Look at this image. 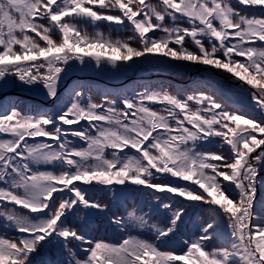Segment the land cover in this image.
<instances>
[{"label": "snow or ice", "instance_id": "snow-or-ice-1", "mask_svg": "<svg viewBox=\"0 0 264 264\" xmlns=\"http://www.w3.org/2000/svg\"><path fill=\"white\" fill-rule=\"evenodd\" d=\"M199 65L230 74L244 107L151 85L99 102L83 85L61 93L74 71ZM9 83L60 106L0 104V220L12 233L0 234V264H34L53 247L55 264H264V0H0V87ZM109 192L139 193L150 210L112 212L118 240L85 228L111 211L93 198ZM197 210L209 219L167 248Z\"/></svg>", "mask_w": 264, "mask_h": 264}, {"label": "trees", "instance_id": "trees-1", "mask_svg": "<svg viewBox=\"0 0 264 264\" xmlns=\"http://www.w3.org/2000/svg\"><path fill=\"white\" fill-rule=\"evenodd\" d=\"M199 69V68H198ZM211 69L216 72L217 74H219V78H222L223 81H228L229 75L228 73H224L223 70H217L215 68ZM168 71H172V70H168ZM196 72H194L193 74H191L192 76L196 77V78H202L204 80L207 81H203L202 80V86H204V84L207 87H210V89L213 91V94L216 96V98L218 100L221 99V95L222 97H227L226 100H229L232 102V104H237L239 107L243 108L246 101H244L243 99H241L240 97H236L234 98L235 100L241 102L242 104L236 102L235 100H233L231 97H229L226 92L228 93V88L226 87H221V83H219L216 79H212L210 78H205V75H203L202 73H197L200 70H194ZM138 75L137 76H130L132 74V72H128L123 74L122 76H112L110 74H102V73H98V72H93V71H85L82 72L78 71L76 74H74L75 76H72L73 78H70V76L66 77V84L62 85L61 91L63 92V94H66L71 90V87H74L76 85H83L86 89H90L91 91L88 93L89 95H91L93 98L95 97H103V93L105 92H111V93H123L124 91L130 92L129 87L130 86H137V88L135 89H139L138 87V83H145V84H152V88H156V87H172L174 84L177 85V87H182L184 89H187V87L190 86H198V85H194L192 83V81L190 83H182L184 79H182V74H180L181 76H179L180 78V83L177 84L176 81L178 75H175V77L173 78L174 74L173 73H177L179 74L178 71H173L172 75L170 73V76H164L163 79H160V75L159 72H157L156 70H152L151 68L147 67L144 68L140 71H138ZM126 76V77H125ZM204 76V77H201ZM222 76V77H221ZM126 78V79H124ZM194 78V79H196ZM161 80V81H160ZM219 80V79H218ZM163 82V83H159L155 85V82ZM170 82V83H168ZM201 83V82H200ZM204 83V84H203ZM10 84V83H9ZM10 86H15L17 88H21L19 86H17L16 84L13 85L11 84ZM9 87V86H6ZM205 87V88H207ZM26 88L28 91L29 89L27 87ZM168 89V88H167ZM186 91H192V90H186ZM4 92H6L4 89H0V97H2V103L4 104H8V101L10 100L11 103H15V104H19L17 107L19 108V110L24 111V110H28V108L32 109H40V105L44 104L47 99V96L41 92L42 95L38 96V95H33L31 93H26V92H20L19 91V96L21 97V100L15 99L14 97H9L12 96V94L15 93V91H9L7 93H9V95L4 94ZM30 92V91H29ZM193 92V91H192ZM219 94V98L217 96V94ZM17 94V93H16ZM14 96V95H13ZM230 99H229V98ZM96 99V98H95ZM26 103V105L24 104ZM227 105V104H226ZM94 198V196H93ZM122 212H126V210L122 207H120ZM129 211L131 209H128ZM143 210L146 211V205L143 204ZM111 212H114L113 210ZM106 214H99L97 213L96 215L91 217V222L88 225H85V228H87L88 232L90 235L97 237V238H102L101 235L98 236L101 232L108 230L110 234H115V236H110V234H108L109 237L104 236L103 238L105 240H118L116 238V234L118 232L113 231L111 227H109V218L111 217V215H109L108 212H106ZM206 214V213H205ZM151 215V214H150ZM209 217V216H208ZM151 220L152 222H158L159 218L156 215H151ZM194 220L195 218L191 217V221L189 222L188 226L184 229V231L181 233V235L179 237L174 238L173 240H170L167 244V248L171 249V248H175L177 251H179L180 247H181V241L186 238L185 233L187 234H191L192 232V226L194 224ZM1 225H3V221L0 220ZM70 223H74L76 225H79L80 221L78 218H70L69 220ZM5 229V228H4ZM7 232L10 230H6ZM136 233H141L143 235H145L146 237L149 235L147 233H145L143 230H136ZM134 233V234H136ZM12 233L9 232V235H11ZM97 235V236H96ZM215 240L211 241L212 243L209 246H213ZM217 241V240H216ZM210 243V242H209ZM59 259L58 255H57V251L56 249L50 248L47 251L42 252L40 255L35 257L34 260V264H49V262H51V264H55V261Z\"/></svg>", "mask_w": 264, "mask_h": 264}, {"label": "rangeland", "instance_id": "rangeland-1", "mask_svg": "<svg viewBox=\"0 0 264 264\" xmlns=\"http://www.w3.org/2000/svg\"><path fill=\"white\" fill-rule=\"evenodd\" d=\"M153 2H156V0H153ZM88 27V30L89 31H92L93 29H92V27L91 26H87ZM98 30H100V31H102V32H104L105 34H109V35H111L113 38H117V37H119V38H126L128 35H130V33H128V32H120V33H117V32H115V31H110V29H109V25L107 24V23H102V24H100V26H99V29ZM190 46V45H189ZM147 68V67H146ZM197 68H199V72H197V73H202L203 75H205V78H213V79H216L219 83H221V84H223V85H225L224 87H226V88H228V93L226 92V94L229 96V97H231L233 100H235L234 98H236V97H240L241 99H243L244 101H245V99H244V97H243V95H241L240 93H238V92H236V91H234L233 90V88H232V86L229 84V82H227V81H223V79L222 78H219L218 76H219V74H217L216 72H214L212 69H211V66H203V65H199V66H192V68H191V70H179L178 72H179V74H177V73H173V71H171L173 74H174V76H173V78L175 77V75H178V77H177V80L178 81H176V83L177 84H179L180 83V78H179V76H181L180 74H182V79H184L183 80V82H181V84L182 83H190L191 81H192V83L194 84V85H198V86H190V87H187V89H184V88H182V87H177V85L176 84H174L172 87H163V86H161V87H156V88H152L151 90H153V91H158V92H164V91H166V92H168V93H170V94H172V95H184V94H190L192 91H197V90H204L205 92H207V93H209V94H213V91L210 89V87H207L204 83V86H202V80L203 81H207V80H204V79H202V78H196V77H194V76H192L191 74H193L194 72H196V71H194L195 69H197ZM157 72H159V74L160 75H163V76H160L159 78L160 79H163L164 78V76H170V74L172 75V73L170 72V71H168V70H163V71H161V70H156ZM78 71H74V72H72V73H69V75L68 76H70L69 77V79L70 78H73L72 76H75L74 74H76ZM82 72H85V71H81V73ZM223 72L224 73H226L224 70H223ZM168 73H170V74H168ZM134 74V75H133ZM139 73H138V71H135V72H132V74L130 75V76H137ZM67 76V77H68ZM122 76V75H121ZM132 76V77H133ZM126 77V76H125ZM201 77H204V76H201ZM222 77V76H221ZM194 78H196V79H194ZM211 78V79H212ZM124 79H126V78H124ZM219 79V80H218ZM161 81V80H160ZM201 82V83H200ZM159 83H163V82H155V85L156 84H158L159 85ZM168 83H170V82H168ZM11 84H13V85H15L16 83H10V84H8L7 86H9V87H6V86H3V87H0V89H4L6 92H4V94H6V95H9V93H7V92H9V91H15V93L14 94H12V96H9V97H14L15 99H17V101L18 100H21V97L19 96V91L20 92H26V93H31V94H33V95H38V96H40V95H42L41 94V92H38V91H34V90H27L26 88H17V87H15V86H10ZM64 84H66V77L64 78V80L62 81V85H64ZM17 85V84H16ZM141 85H148V84H145V83H138V87H139V89L138 90H140V86ZM150 85V84H149ZM152 85V84H151ZM153 86V85H152ZM205 87H207V88H205ZM236 87H238V84H236ZM135 88H137V86H130L129 87V90H130V92H128L129 94H131V92H132V90L133 89H135ZM168 88V89H167ZM192 90V91H186V90ZM17 93V94H16ZM61 93H62V95H63V97L64 98H67V96H68V93L66 94V96H65V93L63 94V92L61 91ZM104 94V93H103ZM114 94H120L119 92L117 93H114ZM217 94V93H216ZM14 95V96H13ZM219 94H217V96H218ZM92 97V96H91ZM221 97V99L219 98V96H218V98L221 100V101H223L225 104H227V105H231L232 107H235V108H241V107H239L237 104H232V102L231 101H229V100H226L227 99V97H222V95L220 96ZM228 97V98H229ZM234 97V98H233ZM96 98V99H95ZM95 98H93L92 97V99L94 100V101H97V102H99V101H101L102 100V98L103 97H95ZM230 99V98H229ZM46 100H48V101H46L42 106L40 105V108H41V110L42 111H47V112H53L57 107H59L60 105H59V102H56V103H53V102H51L48 98L46 99ZM236 102H238V103H240V104H242L241 102H239V101H237V100H235ZM9 104H15V103H11L10 102V100L8 101V104H4V105H9ZM25 105H26V103H24ZM16 106H18L19 104H15ZM242 105H244V104H242ZM20 106V105H19ZM32 110H34V109H32ZM24 111H26V110H24ZM28 111H31V109L30 108H28ZM23 112V111H22ZM211 150L212 151H216L217 150V148L215 147V146H211ZM94 199H100V200H102L104 203H109V204H111L112 205V209H111V211L113 210L114 212H117V213H119V214H124V215H126L127 213L126 212H122L120 209V207H122V208H124L125 210L127 209H134V208H136L137 207V205H140V204H145L146 205V211L147 212H150V210L148 209V207H147V199L146 198H144L143 200L141 199V195L139 194V193H135V194H132V195H129V196H127V197H124V198H121V199H119V200H113V198H112V193L111 192H109V193H107V194H96V195H94ZM111 211H109L108 213H109V215H112V212ZM145 211V210H144ZM104 214H106L107 215V213H104ZM151 214V213H150ZM151 215H155V214H151ZM108 216V215H107ZM109 217V216H108ZM191 217H193V218H195V220H194V224H200V223H202V222H206L208 219H209V217H208V214L206 213H204V212H199L198 210L197 211H194L193 213H192V216ZM7 229H4V226L3 225H1L0 224V234H4V233H7L8 235H9V232H11V231H6ZM108 234H110L109 233V231L108 230H105V231H103V232H101L98 236H100L101 235V237L103 238L104 236H107V237H109L108 236ZM97 236V235H96ZM110 236L112 237V236H115V234H110ZM116 238L117 239H120V234H119V232L116 234ZM212 242H210L209 243V245L211 244ZM214 243V245L213 246H210V247H215V246H217L218 245V241H214L213 242Z\"/></svg>", "mask_w": 264, "mask_h": 264}]
</instances>
